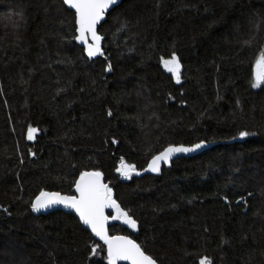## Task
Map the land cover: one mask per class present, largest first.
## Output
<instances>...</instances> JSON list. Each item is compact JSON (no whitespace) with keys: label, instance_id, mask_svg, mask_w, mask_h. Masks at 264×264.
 Segmentation results:
<instances>
[{"label":"trees","instance_id":"1","mask_svg":"<svg viewBox=\"0 0 264 264\" xmlns=\"http://www.w3.org/2000/svg\"><path fill=\"white\" fill-rule=\"evenodd\" d=\"M76 27L62 0H0V264H109L74 214L30 207L97 170L136 220L110 233L159 264H264V0H120L96 59ZM173 52L181 85L162 65ZM200 141L201 154L138 174Z\"/></svg>","mask_w":264,"mask_h":264},{"label":"snow or ice","instance_id":"2","mask_svg":"<svg viewBox=\"0 0 264 264\" xmlns=\"http://www.w3.org/2000/svg\"><path fill=\"white\" fill-rule=\"evenodd\" d=\"M63 3L75 9L76 32L78 33L75 39L83 42L88 57L96 56L98 53L102 54L101 36L96 30L97 24L104 17L106 10L117 3V0H63ZM162 62L179 82L181 65L177 54L175 52L171 53L170 58H162ZM255 67L253 87H258L261 83H264V53L257 59ZM110 69L111 65L109 64L108 70ZM109 115H111V112H109ZM36 131L37 129L29 126L27 138L32 140L34 138L33 133ZM247 135L249 133L246 131L239 133L241 137ZM204 144L205 141H200L190 147L183 145L169 146L158 155L152 156L148 168L153 172H159L161 161L167 163L173 154L191 152L201 148ZM116 170L127 176L131 171H135V166L125 164L122 158L121 166ZM101 176L102 173L98 170L81 172L79 179L75 181L78 196H62L58 192L49 193L42 190L31 201L30 207L33 211H37L51 207L54 204H63L65 207L74 209L79 214L80 220L88 225L92 232L107 245L109 264H116L118 260H128L131 261V264H157V260L147 255L136 241L125 236H108L105 224L109 217L104 214L106 207L116 209L117 215L113 216L112 219H123L124 223L133 228L136 227V220L120 208V205L113 199L112 189L101 182ZM225 199L227 198L225 197ZM93 251H95V248H93ZM199 264H212V261L209 257L204 256L199 260Z\"/></svg>","mask_w":264,"mask_h":264},{"label":"water","instance_id":"3","mask_svg":"<svg viewBox=\"0 0 264 264\" xmlns=\"http://www.w3.org/2000/svg\"><path fill=\"white\" fill-rule=\"evenodd\" d=\"M62 1H63V0H62ZM119 4H120V0H117V3H115V4L112 5V6H110V8H109L108 10H106L105 15H104V17L102 18V20L98 22L96 30H97V33L101 36L100 46H101L102 54H99V53H98L96 56H93V57H90V58H92V59H96V58L101 57V56L103 55V48H102V45H103V40H104V38H103V36L99 33L98 28H99V26H100V25L106 20L107 14H108L113 8H115L116 6H118ZM65 5H66V7H67L69 10L75 12V9L71 8V7H70L69 5H67V4H65ZM77 35H78V33H77ZM76 41H77V40H76ZM90 42H91V41L89 40V43H90ZM77 43H78L80 46L84 47V49H85V45L83 44V42H81V41H77ZM85 52H86V51H85ZM86 54H87V52H86ZM87 56H88V55H87ZM178 58H179V57H178ZM179 62H180V59H179ZM162 65L165 66V65L163 64V62H162ZM180 65H181V68H180V80H179V82H177V80H176V78H175V75L171 72V75H172V77H173V81H174V83H175L176 85H181L182 82H183V80H182L183 66H182V63H181V62H180ZM255 72H256V67H254V78H255ZM196 144H197V143H196ZM181 145H183V144H180V145H169V146H181ZM169 146H167V147H169ZM183 146H185V147H190L191 145H183ZM167 147H166V148H167ZM207 147H208V145H207V143L205 142V144H204L201 148L196 149V150H194V151L187 152V153H175V154L172 155V157L169 159V161H168L167 163H165V162H163V161L160 162V165H159L160 170H161V168H162L163 165H170L174 160H176V159H178V158H182V157H187V158H188V157H193V156L199 155V154H201L202 152H204V151L206 150ZM164 149H165V148H164ZM164 149H163V150H164ZM163 150H162V151H163ZM152 172H153V171H151V170L148 168V166H147L144 170H142V171L139 172L138 174H139V175H143V174L152 173ZM78 179H79V178H78ZM101 182H102L103 184H106V185L110 188V185L105 181L103 175L101 176ZM45 192L53 193V192H58V191H45ZM74 192H75V194H64V193H61V192H58V193H60L62 196H78L79 194L77 193L75 186H74ZM112 196H113V199L116 200V199H115V194H114L113 191H112ZM116 202H117V201H116ZM117 204H119V203L117 202ZM119 205H120V204H119ZM120 208L123 210V208L121 207V205H120ZM58 210L63 211V212H65V213L74 214V215L79 219L81 225H82L86 230H88L89 232H91L92 235L94 236V238H95L97 241L102 242L103 244H105L104 241H103L99 236H97L95 233L92 232L91 228H90L88 225H85V224L83 223V221L80 220L79 214H78L74 209H72V208L65 207L63 204H54V205H52L51 207H48V208H45V209H40V210H37V211H34V212H35L36 214H44V215H46V214H48V213H51V212H53V211H58ZM123 211H124V210H123ZM104 214H105L106 216L109 217V219L107 220V222H106V224H105V228H106V230H107V234H108V236H125V237H128V238L131 239V240L136 241L134 238H132V236L127 235V234H111V233H110V226H112L114 223H119V222L122 223V224H124V225H126V226H128L129 228H131L132 231H135V230H133V228H132L130 225L124 223V220H123V219H112L113 216H116V215H117V211H116L115 208H112V207H106V208L104 209ZM110 214H111V215H110ZM136 243L139 244L137 241H136ZM105 246H106V248H107V245H106V244H105ZM141 248H142V247H141ZM142 250H143V248H142ZM143 251H144V250H143ZM144 252H145V251H144ZM145 253H146V252H145ZM107 254H108V253H107ZM146 254H147V253H146ZM147 255H149V254H147ZM116 264H131V261H128V260H118V261L116 262ZM157 264H159L158 261H157Z\"/></svg>","mask_w":264,"mask_h":264},{"label":"rangeland","instance_id":"4","mask_svg":"<svg viewBox=\"0 0 264 264\" xmlns=\"http://www.w3.org/2000/svg\"><path fill=\"white\" fill-rule=\"evenodd\" d=\"M262 53H264V48H263V51H262ZM261 53V54H262ZM260 54V55H261ZM260 57V56H259ZM35 129V128H34ZM36 133H37V131L35 132V133H33V137H35L36 136ZM28 136V132H27V134H26V137ZM247 136H245V137H240L241 139H244V138H246ZM28 139V138H27ZM120 166H121V164H120ZM133 172L134 171H131L130 173H129V175H127V176H125V175H122L120 172H119V174H120V176L121 177H123V178H129L132 174H133Z\"/></svg>","mask_w":264,"mask_h":264}]
</instances>
